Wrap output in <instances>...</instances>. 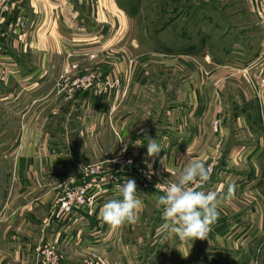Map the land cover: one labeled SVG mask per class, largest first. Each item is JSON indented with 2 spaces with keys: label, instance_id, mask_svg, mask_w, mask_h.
<instances>
[{
  "label": "crops",
  "instance_id": "1",
  "mask_svg": "<svg viewBox=\"0 0 264 264\" xmlns=\"http://www.w3.org/2000/svg\"><path fill=\"white\" fill-rule=\"evenodd\" d=\"M194 3L215 7V21L224 19L228 32L209 33L210 45L202 49L210 54L204 55L203 61L178 60L174 66L177 75L166 78L169 82L163 96L176 104L157 116L141 143L146 147L151 138L163 146L153 160L155 165L177 167L174 180L192 159L213 164L214 172L203 190L219 194L218 219L203 240L180 241L175 236L166 239L162 232L165 221L156 203L162 194L153 189L140 190L132 173L121 164L106 165L113 178L95 194L90 208L76 210L64 221L52 220L49 233L44 232L49 237L45 242L60 252L63 264H79L80 256L91 251L99 252L106 264H264V87L254 92L237 72L260 52L264 43L262 27L250 0ZM11 6V11L0 17V32H9L7 24L16 9L25 17L26 26L18 38L7 33L2 36L10 38L6 42L10 49H4L6 61L11 69L18 68V74L13 75L15 81L10 76L8 81L12 86H21L20 103L27 94L34 98L33 108L24 111V117L30 120L22 124L18 148L53 149L52 155L45 157L46 163L69 165L61 179L71 181V186L78 184L81 178L77 172L83 161L76 150L84 145L88 150L108 146L100 114L101 102L107 100L95 98L93 90L88 89L78 95L75 104L59 109L57 94L51 87L55 82L51 77L59 64H53V59L67 52L63 37L69 32H89L101 38L130 19L128 10L123 0H12ZM218 26L213 27L218 30ZM255 26L259 32H249ZM203 40L205 44L206 38ZM31 53L38 56L28 62ZM100 70H105V65ZM93 100L96 110L75 107ZM215 121L219 122L217 132L211 127ZM139 142L136 136L132 147H140ZM62 149L67 152H60ZM20 157L24 160L28 156L25 153ZM86 158L91 160L92 154L89 152ZM142 162L144 158L134 157L135 164ZM34 164L36 178L41 180L43 168H36L41 161L35 158ZM28 174L33 177V172ZM127 179L135 181L141 201L138 220L113 229L103 221L101 208L105 202L120 198L117 184ZM230 185L234 186L231 195Z\"/></svg>",
  "mask_w": 264,
  "mask_h": 264
},
{
  "label": "rangeland",
  "instance_id": "2",
  "mask_svg": "<svg viewBox=\"0 0 264 264\" xmlns=\"http://www.w3.org/2000/svg\"><path fill=\"white\" fill-rule=\"evenodd\" d=\"M194 1L123 0L130 19L122 21L121 27L117 25L112 32L103 33L101 38L88 35L89 32H69L67 37H63L68 50L53 59V64L58 62L59 66L57 73L54 72V77H51V80L55 78L51 87L54 86L52 92L57 94L59 109L75 104L78 95L88 89L93 90L95 98L100 96L107 100H101L103 110L100 114L106 126L103 139L108 146L88 150L84 145L76 150L83 161L77 172L80 178L89 166L99 165L109 172V165L121 164L132 173L138 188L143 191L153 189L163 194L160 187H167L176 181L174 177L178 168L164 163L155 165L153 157L147 156V149L141 142L157 116L176 104V101L164 100L163 96L168 88L166 78L177 75L174 66L178 60L203 61L204 55L210 54L202 49L210 45L209 33L228 32L224 19L220 17L215 21V15H212L215 7L209 4L198 6ZM251 20L255 21L254 18ZM217 23L218 30L213 27ZM249 32H259L258 27L250 28ZM6 33L11 38H18L24 32H0V264H37L41 251L50 244L45 242L49 237L44 232L48 230L49 233L52 220H55L52 212L57 199L71 186V181L61 179V174L70 166L46 163L45 157L53 153L51 148H18L23 134L22 124L30 120V117H24V111L33 108L34 98L27 94L20 103L21 86H12L13 83L8 81L10 77L12 82L15 81L13 75L18 74V68L11 69L6 61L4 49L9 48L6 42L10 40L2 37ZM169 55L190 56L172 58ZM36 56L31 53L27 61H34ZM103 65L105 70L101 71ZM209 71L207 69L206 75ZM8 82L10 85L6 86ZM75 107L88 111L96 110L98 106L93 100L86 102L85 106L79 104ZM215 122L217 129L214 131ZM215 122L211 127L217 132L219 122ZM37 123L40 124L39 121ZM136 136L140 147L133 148L131 141ZM89 152L93 157L91 160L86 158ZM25 153L28 157L23 160L20 155ZM137 156L144 158V162L135 164L134 157ZM35 158L42 164L36 166L39 170L43 168L41 180H37L34 173ZM205 166L211 175L214 165ZM29 172H33V177L29 176ZM139 175L149 179V188L141 187ZM58 254L60 256V252ZM95 254L105 260L99 252L91 251L81 255L78 263L82 264ZM60 264H63L61 256Z\"/></svg>",
  "mask_w": 264,
  "mask_h": 264
},
{
  "label": "clouds",
  "instance_id": "3",
  "mask_svg": "<svg viewBox=\"0 0 264 264\" xmlns=\"http://www.w3.org/2000/svg\"><path fill=\"white\" fill-rule=\"evenodd\" d=\"M146 149L147 156L155 157L164 148L155 139L148 138ZM209 179L210 172L205 162L192 159L183 167L175 182L161 189L163 194L157 197L156 203L165 221L162 232L166 239L175 236L180 241L192 242L207 238L210 226L219 217V194L203 190ZM116 190L120 198L105 202L101 208L103 221L113 229L136 223L141 208L134 180L127 179L122 185L117 184ZM233 191L234 186L230 185L228 194L231 195Z\"/></svg>",
  "mask_w": 264,
  "mask_h": 264
},
{
  "label": "built area",
  "instance_id": "4",
  "mask_svg": "<svg viewBox=\"0 0 264 264\" xmlns=\"http://www.w3.org/2000/svg\"><path fill=\"white\" fill-rule=\"evenodd\" d=\"M252 10L260 21L264 38V0H250ZM12 0H0V17H5L12 9ZM26 26V22L19 10L12 12V17L8 21V31L13 34L21 32ZM240 75L246 80L254 92L264 87V43L258 55L244 67L238 69ZM214 131L217 129V123L213 124ZM81 181L66 188L58 197L56 206L53 209L52 217L56 221H64L76 210L90 208L95 194L102 191L107 184V180L113 178L103 167L99 165L89 166L84 169ZM141 176V175H139ZM141 187L147 189L150 187L149 179L141 176ZM166 187L161 186L160 189ZM37 264H60V256L56 249L48 244L41 251ZM83 264H106L105 260L96 254L93 258L86 259Z\"/></svg>",
  "mask_w": 264,
  "mask_h": 264
},
{
  "label": "trees",
  "instance_id": "5",
  "mask_svg": "<svg viewBox=\"0 0 264 264\" xmlns=\"http://www.w3.org/2000/svg\"><path fill=\"white\" fill-rule=\"evenodd\" d=\"M189 49V48H188ZM167 52V51H166ZM170 53V51H168ZM185 52H189V51H185Z\"/></svg>",
  "mask_w": 264,
  "mask_h": 264
}]
</instances>
